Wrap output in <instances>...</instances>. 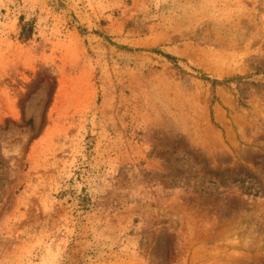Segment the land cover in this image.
I'll return each mask as SVG.
<instances>
[{
  "label": "rangeland",
  "instance_id": "rangeland-1",
  "mask_svg": "<svg viewBox=\"0 0 264 264\" xmlns=\"http://www.w3.org/2000/svg\"><path fill=\"white\" fill-rule=\"evenodd\" d=\"M0 264H264V0H0Z\"/></svg>",
  "mask_w": 264,
  "mask_h": 264
},
{
  "label": "trees",
  "instance_id": "trees-1",
  "mask_svg": "<svg viewBox=\"0 0 264 264\" xmlns=\"http://www.w3.org/2000/svg\"><path fill=\"white\" fill-rule=\"evenodd\" d=\"M29 27L26 24L20 26L19 40L25 42L29 38Z\"/></svg>",
  "mask_w": 264,
  "mask_h": 264
}]
</instances>
